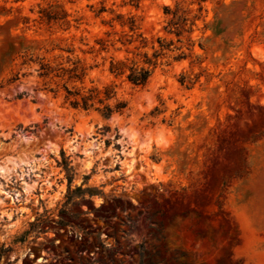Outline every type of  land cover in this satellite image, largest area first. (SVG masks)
I'll return each mask as SVG.
<instances>
[{"label": "rangeland", "instance_id": "1", "mask_svg": "<svg viewBox=\"0 0 264 264\" xmlns=\"http://www.w3.org/2000/svg\"><path fill=\"white\" fill-rule=\"evenodd\" d=\"M0 264H264V0H0Z\"/></svg>", "mask_w": 264, "mask_h": 264}, {"label": "trees", "instance_id": "2", "mask_svg": "<svg viewBox=\"0 0 264 264\" xmlns=\"http://www.w3.org/2000/svg\"><path fill=\"white\" fill-rule=\"evenodd\" d=\"M199 2L204 0H197ZM177 11H174V17H176L175 21H171L172 26L175 28L176 33L179 35L187 21V18L177 15ZM134 21L131 22V29H133ZM104 44V42H102ZM146 62L150 63V60H146ZM45 72L41 75H47L49 73V67L44 66ZM78 68L73 67L71 69H62L63 74H67L69 78L79 77L77 74ZM110 71L115 73L116 75H121L124 73V65L120 62H112ZM150 70L146 68H137V67H130V73L127 74V79L136 85H145L149 79ZM66 101H69L71 105L74 107L80 106L85 109L91 108L95 105V103H99L101 107H98L99 110L103 112V114L107 117L111 116L115 111H122L125 108L126 103L119 102L112 107L110 104L105 103V99H109L111 96L112 91L110 89L105 90V97H100V92L97 89H90L87 94H81L78 90H71L66 88ZM72 169V168H71ZM71 169H68L71 170Z\"/></svg>", "mask_w": 264, "mask_h": 264}]
</instances>
